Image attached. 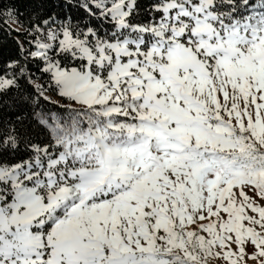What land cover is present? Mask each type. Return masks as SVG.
I'll return each instance as SVG.
<instances>
[{
    "label": "snow or ice",
    "instance_id": "obj_1",
    "mask_svg": "<svg viewBox=\"0 0 264 264\" xmlns=\"http://www.w3.org/2000/svg\"><path fill=\"white\" fill-rule=\"evenodd\" d=\"M0 17V264H264V0Z\"/></svg>",
    "mask_w": 264,
    "mask_h": 264
},
{
    "label": "trees",
    "instance_id": "obj_2",
    "mask_svg": "<svg viewBox=\"0 0 264 264\" xmlns=\"http://www.w3.org/2000/svg\"><path fill=\"white\" fill-rule=\"evenodd\" d=\"M54 2L55 0H5V3H11L19 12L24 13L25 17H27L30 12L37 10L41 3H43L45 10H47L49 4ZM2 21L3 17H0V27H3ZM8 24L12 28L16 27L11 21H8ZM17 40L23 41L24 37L18 36L14 31L10 35L0 31V58H7L15 55L17 51L15 42Z\"/></svg>",
    "mask_w": 264,
    "mask_h": 264
}]
</instances>
